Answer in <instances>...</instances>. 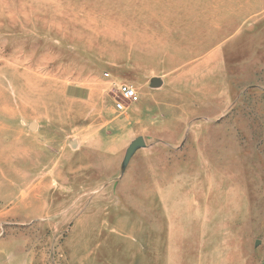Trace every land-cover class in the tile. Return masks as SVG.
Wrapping results in <instances>:
<instances>
[{"label": "rangeland", "instance_id": "374dc122", "mask_svg": "<svg viewBox=\"0 0 264 264\" xmlns=\"http://www.w3.org/2000/svg\"><path fill=\"white\" fill-rule=\"evenodd\" d=\"M13 1L0 264H264V0L210 66L159 69L108 57L121 0ZM122 83L139 98L118 113Z\"/></svg>", "mask_w": 264, "mask_h": 264}, {"label": "crops", "instance_id": "0c3cea01", "mask_svg": "<svg viewBox=\"0 0 264 264\" xmlns=\"http://www.w3.org/2000/svg\"><path fill=\"white\" fill-rule=\"evenodd\" d=\"M257 2L121 0V10L111 12V19L119 22L108 29L117 32L108 57H114L112 61L119 62L115 66L122 68L208 67L221 37L245 34L242 30L255 26Z\"/></svg>", "mask_w": 264, "mask_h": 264}, {"label": "built area", "instance_id": "2783aa9c", "mask_svg": "<svg viewBox=\"0 0 264 264\" xmlns=\"http://www.w3.org/2000/svg\"><path fill=\"white\" fill-rule=\"evenodd\" d=\"M116 85V84H112ZM113 93V109L121 113L123 112L129 104L135 103L138 101V94L135 88L129 84L122 83L117 86L112 87Z\"/></svg>", "mask_w": 264, "mask_h": 264}, {"label": "water", "instance_id": "95a60500", "mask_svg": "<svg viewBox=\"0 0 264 264\" xmlns=\"http://www.w3.org/2000/svg\"><path fill=\"white\" fill-rule=\"evenodd\" d=\"M160 84V81L159 80H155L154 82H153V86H157V85H159Z\"/></svg>", "mask_w": 264, "mask_h": 264}]
</instances>
